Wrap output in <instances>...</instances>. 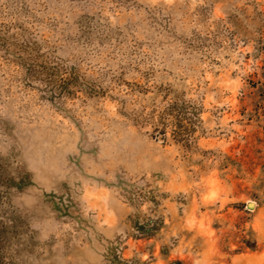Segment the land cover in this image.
I'll return each mask as SVG.
<instances>
[{"label": "rangeland", "instance_id": "1", "mask_svg": "<svg viewBox=\"0 0 264 264\" xmlns=\"http://www.w3.org/2000/svg\"><path fill=\"white\" fill-rule=\"evenodd\" d=\"M0 264H264V0H0Z\"/></svg>", "mask_w": 264, "mask_h": 264}, {"label": "trees", "instance_id": "2", "mask_svg": "<svg viewBox=\"0 0 264 264\" xmlns=\"http://www.w3.org/2000/svg\"><path fill=\"white\" fill-rule=\"evenodd\" d=\"M142 121H149L153 125L154 135H162L166 138V130L170 127L173 137L176 139H182L186 143H191L193 140L191 130L184 126L182 123V116L175 111L174 105L168 103L162 109L152 107L147 111L140 112L136 117Z\"/></svg>", "mask_w": 264, "mask_h": 264}, {"label": "water", "instance_id": "3", "mask_svg": "<svg viewBox=\"0 0 264 264\" xmlns=\"http://www.w3.org/2000/svg\"><path fill=\"white\" fill-rule=\"evenodd\" d=\"M248 205H249L250 207H252V206H253V202H249Z\"/></svg>", "mask_w": 264, "mask_h": 264}]
</instances>
